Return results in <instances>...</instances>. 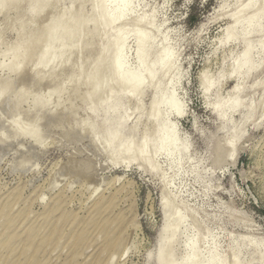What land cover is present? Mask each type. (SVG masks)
Masks as SVG:
<instances>
[{
	"label": "rangeland",
	"instance_id": "rangeland-1",
	"mask_svg": "<svg viewBox=\"0 0 264 264\" xmlns=\"http://www.w3.org/2000/svg\"><path fill=\"white\" fill-rule=\"evenodd\" d=\"M64 1L61 0L59 6L53 9L54 11L48 8L45 13H42V16L37 18L35 26L40 29V26L42 27L50 18L49 14L60 12L62 6L65 7L68 3L67 0ZM235 1L139 0L141 5L137 12L138 15H142L155 10V23L163 25L162 32L168 34L169 43L176 51L177 63L182 73V80L176 89V94L185 103L187 110L184 118L177 119L178 128L182 137L191 141V154L200 163L201 169L212 174L211 179L204 177L199 183L195 182L191 176L179 177L168 187L169 192L171 196L176 197L178 204L195 209L198 220H206L204 215L209 217L205 226L217 235L223 251L228 249L230 236L239 238L250 233L252 237L264 240V124L256 129L248 125L245 128V138L238 145V160L233 163L228 159L218 170L212 169L214 155L212 148L209 151L207 145V137H212L213 140L224 137L221 132H216L218 116L208 105L209 97L202 91L201 73L206 69L210 72L211 79L217 81L220 76L229 71L233 58L242 50L238 45L231 47L216 45L229 23L227 18L217 15V7L223 3L225 12L231 13L236 8ZM62 2L64 3L61 4ZM84 6L86 10H84V17L87 18V15L95 9L88 4V1ZM19 14L12 17L9 24L0 30V55L17 42V33L19 29H22L17 23ZM92 14L88 16L92 17ZM88 28L93 32L92 24L86 29ZM22 30H20L21 35L25 32ZM89 30L86 32L90 33ZM39 36L37 39L41 41L46 34ZM91 36V33L87 34L86 41L94 44L97 35L92 36V41ZM77 41L80 42L78 39ZM81 41L84 42L85 39ZM42 43L43 41L40 44L37 42L38 48L34 46L36 47L34 50L37 49L34 52H37L38 56L48 47L46 42H44L46 45L40 46ZM54 49L53 47L51 52H54ZM134 49L135 43L131 39L129 41L130 63L135 62ZM5 55L8 57L6 58ZM5 55L0 56V64H7L11 59L10 53L6 52ZM24 55L23 61H28L22 65L27 67L20 65L17 69L20 74L17 70L9 68L10 78L6 75L0 76V80L14 81V84L8 83L9 86L13 85L12 88H8L7 84V86L4 85L5 81L3 82V85L7 87L5 89L10 95V100L12 99L11 103L8 100L9 97L5 99L8 100L7 102L4 100L2 103V97L7 95L0 96L2 103H0V138L4 137L1 138L2 141L0 140V244L3 239L10 236L8 239L11 240L10 246L14 252L10 254L0 247V264H148L147 256L154 249L163 221L159 205L162 186L158 177L140 169L136 164L126 167L110 162L105 153L91 140L89 136L91 133L87 128L89 123L83 127V120L87 121L89 116L82 108L85 106L83 94L94 85H89L87 83L89 81L82 80L84 85L82 81H80L82 83L77 82L74 87L76 90H70V86L66 84L71 72L83 62V56L79 50L70 59L68 58L71 60L68 65L59 68L61 63L56 62L60 64L57 70L58 76L56 75L58 78L55 77V80L61 81L60 84L57 82L56 90L53 88L52 80L39 79L40 74L37 72L45 73H42L45 69L39 62V57L35 55L34 58H29L26 54L24 58ZM64 56L65 59L68 57ZM95 56L91 59V64L99 59ZM4 57L5 60H3ZM29 59L35 65L29 64ZM39 65L42 67L40 71ZM33 67H36L37 70L34 69L36 73ZM263 77L264 73L261 78ZM236 83L235 79L227 76L221 81L217 92L221 89L220 93L227 97ZM13 88L14 90L11 91L10 89ZM63 89L64 93L61 92ZM217 92H212V98ZM12 93H17L19 97L14 98V95L11 96ZM36 94L38 97H35ZM54 94L60 95L56 97L53 96ZM260 94L261 92L257 95L258 99ZM22 95L23 99L26 96L25 101L21 98L22 102L15 103L19 105L14 106L13 100L20 99ZM41 98L44 99V105ZM48 99H50V105L47 103L49 101H46ZM150 100L149 96L144 99V109H148ZM34 104H42L43 107L41 106L40 110L39 105L36 108ZM45 107L47 111L42 110ZM53 112L56 113L53 114ZM131 117L133 118L129 127L138 119L136 114ZM14 118L22 126L24 125L22 123H25L37 129L36 131H42L38 133L40 138L44 134L45 139L42 137L43 140H38L44 141V145L42 141V143L33 142L35 138L29 139L30 136L22 138V134L16 133L19 130L15 127ZM12 120L15 121L13 124ZM146 124L144 120L139 129V136ZM26 128H28L26 131L35 134L33 129L30 131L29 127ZM14 131L15 134H13ZM37 142L42 146H38ZM155 161L160 172L165 173L169 179L171 171L165 157L160 156ZM206 185L211 187L208 195L204 192ZM228 212L234 213L240 221L229 222ZM33 229H35V235L27 250L24 247Z\"/></svg>",
	"mask_w": 264,
	"mask_h": 264
},
{
	"label": "bare ground",
	"instance_id": "bare-ground-1",
	"mask_svg": "<svg viewBox=\"0 0 264 264\" xmlns=\"http://www.w3.org/2000/svg\"><path fill=\"white\" fill-rule=\"evenodd\" d=\"M60 1L61 0H37L36 7L38 10H47L50 8L51 11L56 9V6H59L58 4ZM67 1V5L65 7L63 5L60 12L53 15L49 14L50 18L44 25L42 24V27L40 26V29L35 26V22L46 10L36 17H32L27 13L19 14L20 16L18 15V20H16L20 28L25 30V32H22L24 34H22V36L20 33L22 29H19L17 33L18 39L16 40H23L26 42L24 53L28 54L29 58H34L35 55L38 56V54H36L37 52H34L37 51V49L34 50V48H36L34 46L39 45L41 41H43V43L40 46L45 44L44 42H46L47 45H45L49 48L51 46V50L46 47L39 53V62H41L43 65L42 67L45 69V71L42 70V73H45L41 74L37 72V74H40V77L36 76L42 80L43 78L52 80L54 85V87H52L55 88V90L61 82L55 80L58 78L56 77L57 70L68 65L69 61H71L69 60L70 57L74 55L76 51L78 53L79 50L83 56V62L79 60L81 64H78L71 72L66 84L70 86V90H74L77 82L82 80L94 83L91 84L87 82L89 85H94V87L92 86L93 88L91 87L88 92L86 91L85 94H83L85 106L82 108L83 111H87L89 116L86 119L87 121L84 122L83 120V127L89 123L87 128L89 133H91V135H89L92 138L91 140L97 145L98 149H101L103 153H105L110 162L118 166L122 165L126 167L136 164L140 169L145 170L152 176L155 175L158 177L162 186L159 205L163 221L156 237L154 249L147 256L148 264H264V240L254 238L250 233L239 238L230 236L228 249L226 251L221 250L217 235L213 230L205 226V222L209 221V217L204 215L206 220H198L199 218L195 209L183 204H178L176 202V197L171 196L169 192L168 187L179 177L191 176L195 182L199 183L204 177L211 179L212 174L201 169L200 163L197 162L191 154V141L187 138H183L178 128L177 119L184 118L187 111L185 103L178 97V94H176V89L182 80V73L177 63L176 51L169 43L168 34L162 32L163 25H157L155 23L156 11L151 10L149 14L138 15V8L141 5L139 0ZM87 1L95 10L92 11L94 15L92 13L88 14H92V17L88 16L86 13V18L84 17V5L87 4ZM261 3H264V0H236V8L231 13L225 12V4L223 3L220 7H217V15L227 18L229 23L227 24V28L225 30L223 29V36L218 39L216 45L221 44L223 47L238 45L242 50L233 58L232 64L228 69L229 71L220 76L217 81L211 79L210 72L206 69L202 70L201 73L202 91L209 97L208 105L212 107L214 114L218 116L219 123L216 132H221L224 137L223 139L220 138L217 140H213L212 137H207L208 150L210 151L212 148L214 155L212 159L213 170L220 169V166L225 164L228 159L236 163L238 160V145L242 143L241 141L245 138V128L248 125H252L256 129L264 124V77L261 78L263 73L260 72L261 65L264 64V35H262V33H264V9L257 7V5ZM133 5H135V7H133ZM90 24H92L93 32L92 30L90 31L89 28L88 30L93 37L95 34L97 35V40L95 43L93 42L94 44H90V41H86L87 34H90L86 32L88 31L86 28ZM85 32L87 34H85ZM43 33L46 34V37H42L43 39L41 38L42 40L38 41L37 37L40 34L43 36ZM245 37H247V40H245ZM77 39L80 40L81 43L77 41ZM84 39V42L81 41ZM131 39H133L135 43L134 63H130L129 61V41ZM37 42H39V44H37ZM38 47L39 46H37V48ZM53 47L55 51L58 50L57 53L55 51L51 52ZM3 52L1 55L6 54V51L4 52L5 54ZM32 52H34V55H32ZM38 52L40 51L38 50ZM24 53L21 55L13 52L11 56H9V58L11 57L9 60L10 62L8 61L7 64H2L8 65L11 70L16 71L20 68L22 63L28 61H23ZM96 54L99 56H95ZM7 55H5L6 58L8 57ZM64 55L68 57L66 56L67 58L65 59ZM94 56L99 59H96L97 63L92 60V62H95H93L92 64L94 65H92L91 59ZM5 57L3 60H5ZM79 57L81 56L79 55ZM57 61H60L61 64H56ZM31 63L35 65L32 60L29 64ZM59 64L61 67L58 66ZM22 66L27 67V65L24 64ZM36 67H33V70ZM42 67H40L39 71ZM130 68H134L137 72L142 70L146 73L143 82H140L134 74L129 72ZM21 70H23V68ZM35 70L34 72L36 73ZM11 72L15 74L14 71ZM12 73L11 75H13ZM233 73H235V76H233ZM18 74H20V72ZM41 75H45V77ZM227 76L235 79L237 83L226 97L220 93L221 89L219 92H217V90L219 89L221 81ZM8 77L10 78V76ZM11 80L8 82L3 79L0 80V90L6 92L7 90L5 87L8 83L11 84L13 82L12 84H14V81ZM3 82L4 85H7L4 86ZM57 82L59 83L57 84ZM82 84L84 85V82ZM10 87L12 88L13 85H8V88ZM76 88H78V86ZM52 89L51 91H53ZM10 90L13 91L14 88ZM79 90H82V88H79ZM64 91V89L61 90L63 93ZM212 92H217L214 98H212ZM259 92H261V96L258 99L257 95ZM53 93L54 92H52V94ZM16 94L12 93L11 96L14 95V98H16L18 96V94ZM6 95L7 97L1 96L2 103L10 96L8 93ZM23 95L20 96V99L13 100L15 102L12 101L14 106H18L19 104H16L22 102ZM48 95H50V93ZM58 95L56 96L54 94L53 96L59 97ZM50 96L48 97L51 98ZM148 96L151 98L150 106L148 109H144L143 101ZM30 97L31 96H29V98ZM35 97H38V95L36 94ZM25 98L26 96L23 101H25ZM236 99L240 101L238 106L234 104V100ZM8 100L11 103L12 99L10 100V97ZM8 100L5 101L7 102ZM41 100L43 104L44 99L41 98ZM49 100L50 99L46 101ZM60 101L61 100H59V102ZM47 103L49 104L50 101ZM47 103L45 105L46 107L48 106ZM42 104L34 105L36 108L37 105H39L38 108L41 110V106L43 107L44 105ZM177 104L181 106L179 113H177L174 108ZM2 107L1 105V108ZM46 107L42 108V110L46 109ZM11 108L9 110H11ZM54 113L56 112H53V114ZM41 114L42 113H40V115ZM134 114H136L138 119L129 127L131 119L133 118L131 116ZM20 116L22 117L23 114ZM7 118L9 117L7 116ZM14 120H16V118H14ZM14 120H12V124ZM144 120H146L147 124L139 136V129ZM20 121L21 120H19V122ZM33 121L35 122L34 119ZM17 122L18 120H16L15 127L19 131L15 130L16 133L22 134V138L26 136H30L29 139L35 138L33 142L40 141L39 143L43 142L42 144L44 145V141H42L44 134H42L40 138V134L38 133H42V131H36L37 129L35 130L33 127L29 126V124L27 126L25 123H22L24 124L23 127ZM2 124L5 125L3 122ZM79 126L80 124L78 127ZM26 127H29V130L33 129L35 134L26 131V129L28 130ZM12 128L14 129V127ZM15 131L13 134H15ZM36 132L38 134H36ZM1 138L3 139L4 137L1 136ZM1 138L0 140L2 141ZM39 143L37 144L38 146L41 145ZM211 144L213 145L211 146ZM160 156L165 157L168 162V167L171 171L169 179L166 177L165 173L160 172L155 161ZM210 191L211 187L206 185L204 189L205 194L208 195ZM228 215L229 222L237 223L240 221L239 217L234 213L228 212ZM30 235L31 237L27 240L24 247L27 250L30 241H32L35 235V229L30 232ZM8 238H10V236L1 241L0 247L11 254L14 252V249L11 248V240Z\"/></svg>",
	"mask_w": 264,
	"mask_h": 264
},
{
	"label": "clouds",
	"instance_id": "clouds-1",
	"mask_svg": "<svg viewBox=\"0 0 264 264\" xmlns=\"http://www.w3.org/2000/svg\"><path fill=\"white\" fill-rule=\"evenodd\" d=\"M37 0H0V30L5 28L12 17L19 13H27L32 17L44 12L46 9H37ZM26 48V42L21 40L9 46L5 51L8 53L16 52L23 54ZM10 76L9 66L0 64V76ZM6 95L4 90H0V96Z\"/></svg>",
	"mask_w": 264,
	"mask_h": 264
},
{
	"label": "snow or ice",
	"instance_id": "snow-or-ice-1",
	"mask_svg": "<svg viewBox=\"0 0 264 264\" xmlns=\"http://www.w3.org/2000/svg\"><path fill=\"white\" fill-rule=\"evenodd\" d=\"M133 7H135V5H133ZM257 7H260L262 9H264V3H261L259 5H257ZM147 26V25H146ZM262 35H264V33H262ZM245 40H247V37H245ZM119 67H120V60H119ZM121 69V68H120ZM122 71V70H121ZM129 72L134 74L135 77L140 81V82H143L144 78H145V75L146 73L143 72L142 70L137 72L134 68H130L129 69ZM260 72L261 73H264V64L261 65V68H260ZM233 76H235V73H233ZM235 83V81H234ZM238 90V89H237ZM39 99V98H38ZM240 101L238 99L234 100V104L235 105H239ZM175 110L177 111V113H179V110L181 109V106L180 105H175L174 106Z\"/></svg>",
	"mask_w": 264,
	"mask_h": 264
}]
</instances>
